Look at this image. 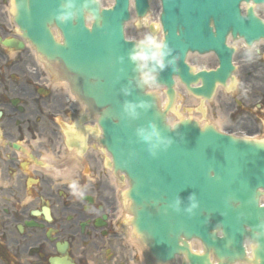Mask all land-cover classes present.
Wrapping results in <instances>:
<instances>
[{"label": "water", "instance_id": "obj_1", "mask_svg": "<svg viewBox=\"0 0 264 264\" xmlns=\"http://www.w3.org/2000/svg\"><path fill=\"white\" fill-rule=\"evenodd\" d=\"M134 1L142 18L149 3ZM161 1L167 66L156 73L154 83L167 88L165 108L148 84L140 82L129 58L138 44L124 34L129 0H114L110 8L97 0H13V17L21 36L98 116L101 144L112 155L114 171L124 173L130 183L125 196L134 232L155 262L169 264L185 253L191 264H212V253L218 264H230L244 258L248 238L256 244L254 264H264V141L219 132L192 118L171 126L167 117L175 104L174 77L193 95L211 97L216 84H225L234 70V49L227 37H241L248 44L264 39V21L252 6L242 16V0ZM68 14L67 20L58 19ZM190 51H214L220 66L196 73L186 62ZM199 79L203 83L192 86ZM126 103L135 105L138 115L126 112ZM153 123L172 139L156 155L139 134L140 129L151 131ZM191 193L199 207L189 214L184 209ZM177 198L182 201L179 210ZM192 238L202 240L204 256L191 252Z\"/></svg>", "mask_w": 264, "mask_h": 264}, {"label": "flooded vegetation", "instance_id": "obj_2", "mask_svg": "<svg viewBox=\"0 0 264 264\" xmlns=\"http://www.w3.org/2000/svg\"><path fill=\"white\" fill-rule=\"evenodd\" d=\"M47 75L30 55L0 50V264H137L117 229L120 202L100 152L80 149L93 169L89 180L62 156L78 150L73 134L83 137L89 126L68 90ZM254 89L261 121L264 75Z\"/></svg>", "mask_w": 264, "mask_h": 264}, {"label": "clouds", "instance_id": "obj_3", "mask_svg": "<svg viewBox=\"0 0 264 264\" xmlns=\"http://www.w3.org/2000/svg\"><path fill=\"white\" fill-rule=\"evenodd\" d=\"M70 18V14L61 15L58 19L65 21ZM165 45L161 42H157L151 36H145L141 39L136 50L129 53V58L135 62L136 68L140 73V82L144 84H152L156 80V73L162 71L167 65L165 63V57L167 53L164 51ZM127 91V90H125ZM144 107H151V105H142ZM125 111L131 115H138L135 111L136 106L132 104H125ZM139 134L142 140L148 145L149 151L152 155L157 154V150L161 148H167L171 145L172 139L162 135L158 127L153 123L151 131L146 129H140ZM189 204L184 209L189 214H192L196 208L199 207V201L196 198L195 193H191L188 197ZM182 203L180 198H177L175 204L177 210Z\"/></svg>", "mask_w": 264, "mask_h": 264}, {"label": "bare ground", "instance_id": "obj_4", "mask_svg": "<svg viewBox=\"0 0 264 264\" xmlns=\"http://www.w3.org/2000/svg\"><path fill=\"white\" fill-rule=\"evenodd\" d=\"M102 2H103V4L104 5H107L108 3H110V1H108V0H102ZM150 4H151V11H150V14H149V16L147 17V19L144 21V23L145 24H152L153 26H155L156 27V30L158 31L159 29V26H158V24H157V20H158V16H159V10H160V5H159V2L158 1H156V0H151V2H150ZM264 10V7H257L256 6V11H257V13L260 15V16H262V17H264V13H259L258 11H263ZM135 15H134V13H133V20H132V22L133 21H135ZM129 26L130 25H128V28H129ZM128 35V38H136V39H143L144 37H137V36H133V35H129V34H127ZM145 36H149L148 35V32H146L145 34H144ZM152 38H154L156 41H160L161 40V35L159 36V39H157V37H153L152 36ZM238 46H240V45H242V42H237L236 43ZM192 56H195V55H190V62L191 61H193L194 63L196 62V61H198V62H200L199 60H195ZM201 59L202 60H211V61H213V62H215L216 63V59H215V57L213 56V55H210V56H204V57H201ZM201 64H207L208 63V61H202V62H200ZM243 66L246 68H248L249 67V65L248 64H243ZM181 90V91H183L184 93H185V88L184 87H182L181 86V84H179V86H178V90ZM197 101L196 99H191V101ZM189 101V100H188Z\"/></svg>", "mask_w": 264, "mask_h": 264}, {"label": "rangeland", "instance_id": "obj_5", "mask_svg": "<svg viewBox=\"0 0 264 264\" xmlns=\"http://www.w3.org/2000/svg\"><path fill=\"white\" fill-rule=\"evenodd\" d=\"M140 28H138L137 26H136V23L135 22H133V23H131L130 24V26H129V28H128V34L129 35H133V36H139L140 35V33H141V31L142 30H139ZM208 61V66L209 67H211V66H213L214 65V62L213 61H211V60H207ZM197 62V61H196ZM198 63H200V62H198ZM201 64V63H200ZM247 82H249V80H247ZM228 98H226V102L229 104L230 103V100H227ZM186 108L188 109L189 108V106H186ZM229 108H230V106H229ZM184 112H187V111H184ZM184 112H182V113H184ZM190 112V111H189ZM234 120H233V118L231 117L230 119H229V122L226 124V125H224V129H236L237 128V126L235 127L234 126Z\"/></svg>", "mask_w": 264, "mask_h": 264}]
</instances>
